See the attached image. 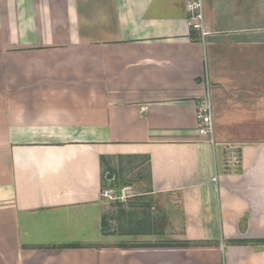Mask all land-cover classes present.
Instances as JSON below:
<instances>
[{
    "label": "crops",
    "instance_id": "1",
    "mask_svg": "<svg viewBox=\"0 0 264 264\" xmlns=\"http://www.w3.org/2000/svg\"><path fill=\"white\" fill-rule=\"evenodd\" d=\"M202 1L204 41L187 0H0V264H264V0ZM131 161L176 246L104 231Z\"/></svg>",
    "mask_w": 264,
    "mask_h": 264
},
{
    "label": "rangeland",
    "instance_id": "2",
    "mask_svg": "<svg viewBox=\"0 0 264 264\" xmlns=\"http://www.w3.org/2000/svg\"><path fill=\"white\" fill-rule=\"evenodd\" d=\"M105 182L104 189L118 190L120 196L124 187L131 186L133 189L127 190L122 200L103 198L106 233L122 236L118 240L123 247L145 244L146 241L138 238L142 233L154 236L153 242L148 241L151 243L148 245L158 247L174 244L166 236L184 230L181 218L177 219L173 213L179 205L174 204L176 199L171 196L160 199L145 195L150 190L147 165L136 161L121 164L116 169L105 171Z\"/></svg>",
    "mask_w": 264,
    "mask_h": 264
},
{
    "label": "built area",
    "instance_id": "3",
    "mask_svg": "<svg viewBox=\"0 0 264 264\" xmlns=\"http://www.w3.org/2000/svg\"><path fill=\"white\" fill-rule=\"evenodd\" d=\"M186 4L187 11L190 15L188 23L189 27L199 34L200 40L204 41L210 34V32L205 27L203 1L187 0ZM196 121L200 136L205 138L211 145L216 148V143L214 141V108L210 93H207L199 100L197 104ZM233 150V147L227 145L226 151H228V153ZM231 155L232 156H229V160H233L234 162L238 163L239 156H235V152ZM127 190H129V188H124L122 190V195L120 196L118 190L107 188L103 190L102 197L110 201L122 200L123 196L126 195Z\"/></svg>",
    "mask_w": 264,
    "mask_h": 264
},
{
    "label": "trees",
    "instance_id": "4",
    "mask_svg": "<svg viewBox=\"0 0 264 264\" xmlns=\"http://www.w3.org/2000/svg\"><path fill=\"white\" fill-rule=\"evenodd\" d=\"M104 231H105V230H104ZM176 245H177V244H170V243H169V244L165 245V247H166V246H168V247H171V246H172V247H173V246H176ZM179 245H181V246H187L188 244L183 243V244H179Z\"/></svg>",
    "mask_w": 264,
    "mask_h": 264
}]
</instances>
